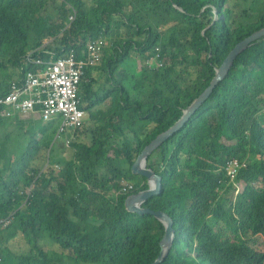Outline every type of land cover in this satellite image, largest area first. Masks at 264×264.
I'll list each match as a JSON object with an SVG mask.
<instances>
[{"label":"trees","instance_id":"trees-1","mask_svg":"<svg viewBox=\"0 0 264 264\" xmlns=\"http://www.w3.org/2000/svg\"><path fill=\"white\" fill-rule=\"evenodd\" d=\"M262 28L264 0H0V68L16 74L0 83V95L39 67L28 55L55 60L72 49L84 54L89 40L109 43L81 79L87 120L67 126L58 143L62 117L54 125L55 118L5 116L0 107V123H11L0 141V219L13 217L0 230V264H154L165 228L150 213L126 209L128 195L149 187L131 167L234 47ZM66 147L69 157L60 152ZM234 159L245 166L230 182ZM147 164L163 184L143 206L164 211L177 230L163 264H264V40L237 57ZM127 178L137 182L122 192Z\"/></svg>","mask_w":264,"mask_h":264},{"label":"built area","instance_id":"built-area-1","mask_svg":"<svg viewBox=\"0 0 264 264\" xmlns=\"http://www.w3.org/2000/svg\"><path fill=\"white\" fill-rule=\"evenodd\" d=\"M75 16L76 11L70 14V20H74ZM105 47L104 40L93 39L88 41L86 52L81 56L73 49L56 60L31 59L28 55L29 62L39 67L26 70L19 80L10 83L7 93L0 95V105L6 107L3 114L23 116L25 119L39 114L45 120L60 116L62 122L59 131H64L67 126L82 125L86 111L80 106L81 79L88 67L101 63ZM244 166L236 159L228 163L226 174L230 182L235 180ZM134 187L132 181L123 182L121 191L128 192ZM12 218L7 216L0 219V229L8 226Z\"/></svg>","mask_w":264,"mask_h":264},{"label":"water","instance_id":"water-1","mask_svg":"<svg viewBox=\"0 0 264 264\" xmlns=\"http://www.w3.org/2000/svg\"><path fill=\"white\" fill-rule=\"evenodd\" d=\"M215 19H217V14L215 16ZM260 40H264V28L256 31L255 33L238 43L228 54L220 68L216 69L215 75L205 91L198 98H196L191 103V105L183 110L182 116L173 125L157 134L156 137L144 147L131 167L134 174L142 175L147 178L149 187L145 190H141L137 193L128 195L125 199L126 209L130 212L139 214H153L159 221L162 222L165 228V237L161 242L162 252L154 264H163L167 260L174 245V241L176 238V229H174L173 219L164 211L153 210L149 207L143 206L148 198L153 195L162 193V176L158 174L154 169L148 167V157L161 144H163L167 139L173 136L177 131H179L184 125L189 122L191 117L194 116L199 108L208 100L217 86L227 77L237 57L242 54L247 48L258 43Z\"/></svg>","mask_w":264,"mask_h":264},{"label":"rangeland","instance_id":"rangeland-1","mask_svg":"<svg viewBox=\"0 0 264 264\" xmlns=\"http://www.w3.org/2000/svg\"><path fill=\"white\" fill-rule=\"evenodd\" d=\"M97 40H104V42L106 43V46L107 45H109V43H107V41H105V39L103 38V37H99V38H97ZM83 55V54H82ZM103 55H105V53H104V51H103ZM81 56V55H80ZM103 58H104V56H103ZM135 59H133L134 60V63H135V60H136V62L138 63V64H141L140 63V60H139V58L138 57H134ZM103 60V59H102ZM102 60H101V62H102ZM151 61L153 62V60L151 59ZM10 68V67H9ZM1 68L0 69V83L1 82H10L11 81V78L12 77H14L16 74H13L12 73V71L14 70V69H12V68ZM3 71H5V74H4V72ZM9 73H8V72ZM7 73V74H6ZM3 74H4V76H3ZM2 75V76H1ZM6 76H9L8 78L6 77ZM10 76H11V78H10ZM4 77H5V79H4ZM5 81H4V80ZM88 112H86V115H85V118H84V120L88 117V114H87ZM20 118H22V119H25L23 116H20ZM55 120V122L53 123L54 125H56L57 124V118H55L54 119ZM87 120V119H86ZM10 125H11V123L10 122H6L5 124H3V123H0V141L3 139V136H4V133L5 132H7L9 129H11V128H9L10 127ZM60 130V127L57 129V132H56V134L54 135V138H53V141L54 142H57L58 143V140H60V137H59V133L61 132V131H59ZM48 136H49V133H47V134H45V135H43L42 137H41V135H40V137H41V141H43V142H45L46 141V139L48 138ZM71 149L70 148H68V147H66L65 149H64V151L63 150H60V152H61V154H63L65 157H69L70 155H71ZM135 180V179H134ZM133 179H132V182L133 183H136L137 181L135 180L134 181ZM127 181H130V180H127ZM126 180H125V182H127ZM124 182V181H123ZM123 182H122V185H123ZM121 188H122V186H121ZM11 241V240H10ZM11 244V246L13 247V249H16V250H20V248H19V244H17L16 246L13 244V242H11L10 243ZM259 248H260V250H262V251H264V241L262 240V239H259ZM11 262V263H10ZM64 263H62V264H68V261H66V260H64L63 261ZM13 263H15V262H13V258H12V260H9V262H7L6 264H13ZM71 264H76V263H74V262H70ZM60 264V263H59Z\"/></svg>","mask_w":264,"mask_h":264},{"label":"bare ground","instance_id":"bare-ground-1","mask_svg":"<svg viewBox=\"0 0 264 264\" xmlns=\"http://www.w3.org/2000/svg\"><path fill=\"white\" fill-rule=\"evenodd\" d=\"M50 13H51V11H50ZM1 54V53H0ZM3 56V55H2ZM4 57V56H3ZM6 58H7V56H5ZM1 58V57H0ZM5 59V58H4ZM57 58H55V60H56ZM1 61H3V60H1ZM6 62H9L8 60L6 61ZM12 63V62H11ZM162 65V64H161ZM4 68H5V66H4ZM7 68H9V67H7ZM1 69V68H0ZM10 69V68H9ZM4 72V74H5V71H3ZM8 72V71H7ZM25 72V71H24ZM9 73V72H8ZM4 74H3V76H4ZM7 74V73H6ZM2 76V75H1ZM7 78L9 77V76H6ZM6 78V79H7ZM4 79H5V77H4ZM3 79V80H4ZM5 79V80H6ZM9 79V78H8ZM12 79V78H11ZM4 80V81H5ZM13 80V79H12ZM14 80H16V79H14ZM6 83V82H5ZM8 83V82H7ZM6 88H8V87H6ZM9 88H10V85H9ZM7 90H9V89H7ZM3 92V91H2ZM8 92V91H7ZM6 92V93H7ZM2 95V94H1ZM80 99H82V98H80ZM81 105V104H80ZM2 106H4V105H0V107H2ZM82 107V106H81ZM84 109V108H83ZM88 114V113H87ZM87 119V118H86ZM28 120V119H27ZM12 121V120H11ZM13 124H14V122H13ZM184 127V126H183ZM182 127V128H183ZM175 135V134H174ZM157 150V149H156ZM109 152H110V150H109ZM114 158V157H113ZM111 159H112V157H111ZM113 160V159H112ZM132 161V160H131ZM149 164H150V162H149ZM152 167V166H151ZM156 167V166H155ZM158 168H160V167H158ZM112 170V169H111ZM115 170V169H114ZM118 171V170H117ZM160 172V171H159ZM158 171H157V173H159ZM127 173V172H126ZM132 175V174H131ZM125 176V175H124ZM135 176V175H134ZM140 176H142V175H140ZM127 177V176H126ZM137 176H135V178H136ZM145 177V176H144ZM108 178V177H107ZM133 178V177H132ZM87 179V178H86ZM111 179V178H110ZM109 179V180H110ZM127 180H128V178H127ZM132 180V179H131ZM130 180V181H131ZM134 180V179H133ZM139 180V179H138ZM111 181V180H110ZM135 181V180H134ZM86 182V181H85ZM87 182H89L88 180H87ZM86 182V183H87ZM91 182V181H90ZM89 182V183H90ZM123 182V181H122ZM125 182V181H124ZM146 182V181H145ZM104 183V182H103ZM143 184V183H142ZM146 184V183H145ZM163 184V183H162ZM105 185V184H104ZM147 185V184H146ZM146 185H144V186H146ZM88 186V185H87ZM143 186V185H142ZM77 188V187H76ZM88 188V187H87ZM119 188H120V186H119ZM77 190V189H76ZM136 190H138V189H136ZM134 191V190H133ZM88 192H89V190H88ZM123 194V193H122ZM238 194V193H237ZM88 195H89V193H88ZM117 197H119L118 195H117ZM84 198V197H83ZM88 198V197H87ZM84 200V199H83ZM85 202V201H84ZM81 205V204H80ZM109 206H111V205H108V208H109ZM84 207H85V204H84ZM107 207V206H106ZM77 208V207H76ZM78 209H79V206H78ZM74 210V209H73ZM86 210V209H85ZM104 211V210H103ZM78 212V210L76 211V213ZM80 212V211H79ZM132 213H134V212H132ZM85 214V213H84ZM148 214V213H147ZM131 215V214H130ZM137 215H138V213H137ZM153 215V214H152ZM12 221H10V223H11ZM1 230V229H0ZM177 231V230H176ZM62 238V237H61ZM64 239V238H63ZM65 242V241H64ZM174 243H175V241H174ZM74 245V244H73ZM86 245H87V243H86ZM94 245V244H93ZM119 245H121V244H119ZM93 247V246H92ZM120 247V246H119ZM118 247V248H119ZM11 248H13V247H11ZM89 248V247H88ZM112 248V247H111ZM113 249V248H112ZM115 249H116V246H115ZM58 252V251H57ZM64 254V253H63ZM102 254V253H101ZM56 255V254H55ZM59 255V254H58ZM56 259V258H55ZM69 259V258H68ZM1 260V259H0ZM61 260V259H60ZM72 260V259H71ZM88 260V259H87ZM58 261V260H57ZM64 261V260H63ZM91 261V260H90ZM7 262V261H6ZM9 262V261H8ZM75 262V261H74ZM83 262V261H82ZM11 263V262H10ZM55 263V262H54ZM60 263V262H59ZM64 263V262H63ZM85 263V262H84ZM14 264V263H13ZM79 264V263H78ZM86 264H87V262H86Z\"/></svg>","mask_w":264,"mask_h":264}]
</instances>
